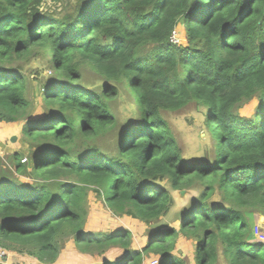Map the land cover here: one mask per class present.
Returning <instances> with one entry per match:
<instances>
[{
  "label": "trees",
  "instance_id": "16d2710c",
  "mask_svg": "<svg viewBox=\"0 0 264 264\" xmlns=\"http://www.w3.org/2000/svg\"><path fill=\"white\" fill-rule=\"evenodd\" d=\"M180 25L186 45L171 41ZM34 60L53 69L40 120L27 115ZM125 87L138 118L121 123ZM191 104L205 107L216 141L209 162L185 158L167 116ZM21 120L29 158L18 150L7 165L0 155L6 249L54 264L73 240L84 254L122 248L103 264L151 254L188 264L174 252L183 236L196 264H216L220 250L227 264H264V243L250 242V220L264 215V0H0V123ZM197 184L180 227L148 230L142 249L127 228L86 230L91 190L114 215L151 226L169 214L174 190ZM218 190L223 201H209Z\"/></svg>",
  "mask_w": 264,
  "mask_h": 264
},
{
  "label": "rangeland",
  "instance_id": "374dc122",
  "mask_svg": "<svg viewBox=\"0 0 264 264\" xmlns=\"http://www.w3.org/2000/svg\"><path fill=\"white\" fill-rule=\"evenodd\" d=\"M178 44H187L186 31L183 26H178L173 39H176ZM26 72L28 76V90L26 91V96L29 100V107L27 108V115L35 118L37 120L42 119L44 113L46 112V105L43 100V84L48 83L53 75V69L50 67L48 62L41 63L38 60H34L31 65L26 66ZM39 73L35 76L33 73ZM33 74L32 77L29 75ZM120 98L115 107V112L118 115L120 122H131L138 118L137 106L135 105L132 97L126 93L127 87L120 90ZM256 100L250 102L241 109V113L245 116H250L254 114L256 107ZM205 107L197 104H191L187 108L180 110L178 112L168 114V119L173 127L174 134L180 141L181 147L184 151L185 158L190 161V163H198L200 160L211 161L216 155V141H214L212 135L206 128L205 123ZM3 123V122H1ZM8 125L19 126L20 123L24 124L25 121H15V122H4ZM19 128V127H18ZM22 135V134H20ZM8 145V146H6ZM28 141H26L21 136V148L19 149L26 158L29 153ZM11 149V150H9ZM16 149L9 147L8 139L0 140V155L4 164L10 163L7 156L10 153L15 152ZM17 152V151H16ZM26 153V154H25ZM115 153V151L113 152ZM23 156V157H24ZM26 158H23L22 162H26ZM10 166V165H9ZM14 171V167H12ZM27 183H33L29 178L20 177ZM165 185L171 188V183L169 181L165 182ZM202 187L198 184L192 186L190 189H185L182 191H173L174 194V205L170 210L169 214L165 216L160 222L154 223L151 226L146 223L132 219L130 217H118L113 214L112 210L105 204L102 198L97 196L95 190H91L89 194L88 207H89V217L86 224L87 231H112L114 229L127 228L133 233V247L142 249L146 244L148 238V230H156L158 228H165L167 225L180 227L178 222V217L182 209L190 206L193 198H197L201 195ZM220 191L218 190L209 201L218 203L221 200ZM208 201V202H209ZM252 225V238L250 242L253 244L261 243L258 238V234H264V215L261 213L255 214L250 220ZM150 227V228H149ZM75 247L74 241L70 240L66 243V248L68 246ZM8 250V249H7ZM10 251V250H8ZM177 255L187 260L188 264H193L196 262L197 247L193 240L180 236V239L176 243V249L174 251ZM187 252V253H185ZM10 253V252H9ZM68 253L71 251L68 249ZM105 254L107 259H115L122 256L124 251L122 248L116 247L111 248ZM174 253V254H175ZM97 257V254H94ZM188 255H193L191 258ZM60 257V256H59ZM117 258V259H118ZM158 255H149L145 258L146 264H158ZM12 261L19 262L18 260L11 259ZM22 264V263H21Z\"/></svg>",
  "mask_w": 264,
  "mask_h": 264
},
{
  "label": "crops",
  "instance_id": "0c3cea01",
  "mask_svg": "<svg viewBox=\"0 0 264 264\" xmlns=\"http://www.w3.org/2000/svg\"><path fill=\"white\" fill-rule=\"evenodd\" d=\"M22 125L20 123L19 126L15 125H8L6 123H0V140L8 139L9 147L16 149L18 151L21 148V129ZM19 127V128H18ZM8 146V145H6ZM11 150V149H9ZM261 242V241H260ZM195 243V242H194ZM75 244V243H74ZM135 248V247H134ZM68 249L71 253H68ZM139 249V248H136ZM9 255L11 259L18 260L22 264H43L42 262L38 261L35 257L19 254L16 251H9ZM187 253V252H185ZM109 254V253H107ZM105 256V255H104ZM104 256H97L95 257L94 254H84L78 247H71L70 245L64 248L60 254V257L54 264H103ZM193 258V255H188ZM216 264H227V260L224 258L222 251L218 252V259H216ZM143 264H146L145 262ZM193 264H196L193 261Z\"/></svg>",
  "mask_w": 264,
  "mask_h": 264
},
{
  "label": "built area",
  "instance_id": "2783aa9c",
  "mask_svg": "<svg viewBox=\"0 0 264 264\" xmlns=\"http://www.w3.org/2000/svg\"><path fill=\"white\" fill-rule=\"evenodd\" d=\"M175 32L176 30L173 32L171 36V40L176 43L177 38L173 39ZM261 239L264 240V234L261 235ZM0 264H21V263L10 260L9 251L4 246L0 245Z\"/></svg>",
  "mask_w": 264,
  "mask_h": 264
},
{
  "label": "clouds",
  "instance_id": "9594fccd",
  "mask_svg": "<svg viewBox=\"0 0 264 264\" xmlns=\"http://www.w3.org/2000/svg\"><path fill=\"white\" fill-rule=\"evenodd\" d=\"M172 41V40H171ZM173 42V41H172ZM175 43V42H174ZM176 44H178V43H176ZM178 45H183V44H178ZM258 236V238L260 239V241H261V243H264V240H262L261 239V235H257Z\"/></svg>",
  "mask_w": 264,
  "mask_h": 264
}]
</instances>
